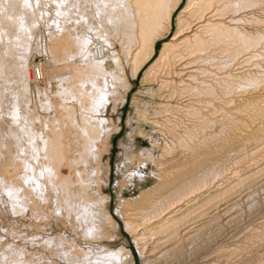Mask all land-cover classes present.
I'll use <instances>...</instances> for the list:
<instances>
[{
    "label": "bare ground",
    "instance_id": "obj_1",
    "mask_svg": "<svg viewBox=\"0 0 264 264\" xmlns=\"http://www.w3.org/2000/svg\"><path fill=\"white\" fill-rule=\"evenodd\" d=\"M183 2L184 0H71L70 6L73 11V17H69H75L76 20L77 18L85 19L87 21V29L84 27V25V28L81 27L79 30L78 25L75 24L73 27V31H76L75 36H70L71 34L69 35L70 37H72L70 39H73L72 42L64 43L63 41L67 37L64 36V34V40H61V42H63L62 45H60L61 42L57 40L58 35L54 33L57 36L56 37L54 34H52L53 40L52 44L50 45L52 60L49 61V63H51V65H54V63L58 62L60 58L58 53L60 52V54H64L66 52H64V48L66 47V45L70 46L69 44L75 43L74 50L75 58L77 57V59H75L76 61L74 60V62H77L75 66H77L78 70L80 69V71L73 70L74 75L75 71H77L78 73L77 80H75L76 78L74 79L76 82L71 92H68L70 91L69 89H71V86L70 88H67V92L69 94L72 93L70 94L72 96H68L66 99H62L61 102H59V117H55L56 115H54V117L51 118V121L53 123V131L51 134H47L43 138L47 146V149L44 153L45 158L42 161L45 168L49 167V163L53 162L54 160H65L70 168H72V166L75 167V170L79 174L80 178V172L77 168V163L80 164L81 162L86 166L89 163V159H92L94 161L93 163L96 166L90 169V173H87L88 177L92 176H89L90 174L100 173L99 170H101L100 166L102 155L104 154V152L108 151V146H110L109 139L111 136H113L114 133L119 131L120 125L111 127L106 124V120H104L106 121V123H103V118L100 120L101 117L99 118L96 115V113H98V110L96 111V106L94 107V105L101 103L103 105V108H107V106L111 102V97H109V94H117V87L112 88L111 83L107 84L106 81H102L104 83L103 85L100 82L102 88L98 87L100 84L98 86L96 85L97 87L94 88V82H99L98 80L101 79L97 78V76L99 77L101 75H104L106 76L105 79L111 77V80L113 81L111 82L113 83V85L116 86L117 84H119V86H122L123 91L125 92L123 96L124 102L126 99V94L131 87L128 75L125 70L124 62L130 64V76L132 78H135L141 70L143 71V69H145L143 77L144 83L149 86L150 84L157 85L155 91L159 92L162 106L161 110L154 112V116L150 114V116H152L151 119L154 120V123L158 122V124L162 120H167L166 122L169 121V125L165 124V128L168 131L169 128L173 131L176 128L180 127L181 129H178L181 132L175 135V137L177 138L176 142H178V146H188L189 141L194 137V135H196V131L198 129H204V132H206L207 128L216 125V123H220L224 127V124H226L227 120H238V118L235 116L238 111H243V113L244 111H246L248 112L247 118L245 117L247 124H244L243 126H245L249 130H251L250 128H254L252 130V135L248 133L249 136L251 135L253 137H256L258 141L261 140L259 141L261 142L260 145H258L257 147H264V62L259 66L260 68L256 70H254L255 68L253 67L250 68L249 64L253 61L254 58L257 57L264 60V19L263 17L261 18L258 16L260 14L255 15L253 12H249L257 6H263L264 0H187L185 6L180 8ZM14 4V0H0V40L6 33V31L4 30V28L6 27V23L4 22L7 16V7L13 8ZM44 10L43 12L48 15L49 12L47 13V11ZM15 16L16 15L13 16V19L10 16L8 20L11 19L13 21ZM58 16L59 15L55 14V16H53V19H57ZM174 16L176 20L175 33L166 42L163 43L158 56L153 57L155 56L154 51L156 43L165 38L170 32ZM250 18L251 21L258 24V27L259 25H261V27L263 28H256L255 31H251L250 28L247 27L248 20ZM53 19H51V23L52 21L56 23ZM37 20H39V17L35 16L28 23L30 25H28V27L26 26L27 28H24V32H22V34H15L16 41L24 47V55L29 54L33 49L32 41L34 40L36 35L34 33V29L36 27V24L39 22ZM80 22L81 21H79V23ZM62 27L64 28V26ZM63 28L61 30L65 31V29H68ZM70 29L72 30V27ZM68 32L66 31V33ZM96 38L99 39L98 42L103 45L104 49V54L101 59L95 57L93 52V45L95 44L94 41H96ZM114 38L117 40V42H119L122 48L125 61H123L124 58L121 59V55L118 53L115 47H113ZM59 47H61V49L64 47L63 52ZM58 49H60L61 51H59ZM65 49L68 50L69 47H66ZM57 50L59 52H57ZM67 52H70V50ZM62 56L63 55H61V58ZM108 59H110L114 63L116 69L109 70V68L106 66V62ZM256 65H258V63H256ZM41 66V75H43L44 79L45 63H43ZM75 66L74 69L76 68ZM71 76L73 75H70L69 77ZM90 76H96L95 81H93L94 77L92 80L90 79L91 82L93 81L92 86L90 84L91 82L89 81ZM71 79H69L68 82ZM37 80L40 81V79ZM88 81L90 82V85H87ZM72 82L74 81L72 80ZM61 84L63 85L64 83ZM88 86H91L92 89L90 88L89 90ZM63 88L64 87H62V89ZM65 90L66 89H64V91ZM146 91H148V88L146 89ZM138 92H140V90ZM149 92H151V88ZM42 94L45 98L44 100L41 99V104L43 107H45V105L47 106L51 104V101H53L51 99L58 96H55L54 94L55 97L52 95L53 98L50 97V99L47 90L46 92H42L41 95ZM136 98L137 97H135V99ZM68 101L69 103L74 101L79 103V105L81 106V120H79V116L77 117V112L72 105L73 103H71L70 105ZM28 102H25L24 111H21L19 109V106L15 107L12 110L11 117L15 122H17L18 120H21L22 122H26L29 120V114L32 112L29 108ZM114 102H116V99ZM134 103L135 102H133V104ZM144 105H148V103ZM156 105L157 104H155V106ZM243 105H245V108L248 107V109H244ZM53 107L56 110V105H54ZM146 111H143L142 113L145 114ZM93 112L96 113L94 114ZM232 114L234 115V117ZM244 114L246 116V113ZM172 118L177 122L172 124V121L170 120ZM181 118H187L188 122L190 120L192 124H184V121ZM66 119L68 120V123L65 121ZM131 119L127 120V124L130 127V130L126 134L128 138L132 140L136 132V127L132 125ZM159 119H161V121H159ZM141 120L143 119L141 118ZM236 121L235 123H233V126L234 128L240 129V124ZM66 123L68 125L71 124L74 128L73 129L70 125L71 129L73 130L68 132V134L65 133L64 128L66 126ZM220 132L222 131L220 130ZM162 133L164 132L162 131L161 134ZM234 134L233 136H235ZM233 136H231V139L233 138ZM12 137H15L14 132H12ZM251 139L253 138L251 137ZM211 143L209 145H211ZM256 143L255 145L258 144ZM73 144L75 146L74 148L71 147ZM175 147L176 146H172L171 144H166L163 148L162 155L166 156L170 153H173L172 150L175 151ZM261 148H259L258 150L253 149L254 152L252 153H250L252 151L251 150L249 153L246 152L240 154L239 158L236 161L234 159L235 163L233 162L234 164H232L234 165L232 171H227V173H232L231 177H229V179H231L229 183L231 184V189L233 191H239V189L242 191V193L240 191L239 194H237V192L235 196L233 195L235 193L230 192L229 195H233L231 196L233 197L232 201V198L228 196L219 198L217 196L218 194L215 195L210 194V192L207 193V191H209L214 186H216V189L214 190L215 192L217 191V193L218 191L221 192L223 189H225L224 182H220V180L223 178L222 174H224L225 172L223 169L222 170L224 172L221 171V168L219 169L220 172L212 175L210 171H207L204 174L199 173L198 175L195 174L194 176L188 177H186L187 173L185 176H183V174L180 175V173L177 178H173L171 175H169L171 176L169 177L166 173H164V175H162L163 183L161 182L162 184L159 186V188H155L156 190H161L159 194L156 196H152L151 192H153L154 188L150 187L148 189H145L139 195L135 196L137 202L136 204L135 202H131L132 199L127 202L128 199L126 200L123 196L120 195L124 185L126 184V182L124 184V181L122 182V180H120L121 182H118L117 184V186L119 187L118 196L120 203L116 211L120 214L123 207L125 211V227L132 233L133 240L137 245V248L139 249V253L144 256L143 264H222L223 261L220 263L221 260H218L219 258L217 257L222 258V256H224L222 255L224 251L226 252L230 250H228L227 248H217L216 250L212 251L211 246L207 243L208 240L212 237V233H215V231H209L210 229L208 227L213 222V220L216 219L213 217L216 213H219L217 209L223 210L224 208H229L230 206H232L233 208L239 204L240 199L243 196L247 195L248 193H251V195L248 194V197L253 195L252 192L254 191V189L252 184H254L255 179H251L253 183L250 184V177L248 175H244H246L248 171H250L251 173V170H256L259 167L260 163L264 161V155L260 156L258 160H254V157L256 158L255 155L248 158L249 155L255 154L256 151L260 152ZM13 150L14 151L12 157L10 156L11 162L7 165V179L10 182L11 186L15 187L17 181L22 178V169L27 161L22 159L21 156L16 153L15 148ZM130 152L131 150L127 151V154L125 155V158L128 161L132 159V156H134L133 154H130ZM152 155L153 154L149 149L143 148L141 151V155L139 156H141L140 159L143 161L142 163H144V160L151 159V157H153ZM202 155H204V153ZM196 158L194 159L195 161L197 160ZM247 158L248 160L246 162H248L249 164L246 167L242 168V162ZM231 161L233 160L231 159ZM165 165L166 164L163 163L161 169L164 168ZM86 171L87 170L84 171V174L86 173ZM125 174L126 177H129L132 172L127 170ZM55 175L56 180L54 181L53 185L54 189L56 190L55 192L57 193L56 205L58 211H56L58 215L60 217L68 219L72 223V225H75L76 222L77 224L81 223V225H83V228H81L83 230L82 234L84 233L86 237H114L117 229L119 228V223L107 209V203L110 201V196L106 193H96L97 196L91 197L87 195L86 191L82 189L80 191H77L78 194H74L71 189L72 182L68 178V180L63 178L60 171H58V173ZM82 175L83 173L81 174V176ZM91 179L92 178H89L88 181ZM127 179L130 180V178ZM82 180L84 181V179H82L81 177V181ZM257 180L258 178L256 179V182ZM92 181L93 180H91V182ZM256 182L255 184H257ZM74 183H76L77 186L78 182ZM97 183H99V181ZM240 184L243 185L242 187H244V191L241 188H238ZM58 185H60V188H58ZM86 186L87 185H84L85 188ZM0 187L2 188L1 183ZM262 188H260L259 190H262ZM256 190L258 189H255V194L256 192H259ZM12 191H15L14 188ZM239 195H242V197L237 198V196ZM216 197L219 198V202L213 204ZM248 197L246 198V200L248 199ZM260 200L261 199H259L258 202L256 200L255 201L259 203ZM12 201L16 202L15 196L12 198ZM252 202L255 205L256 202H254V200ZM123 203H129V205H124ZM221 204L224 205L223 208H221ZM32 206L31 212L34 216L39 213L45 214V212L40 211L37 206ZM247 209L249 212V208ZM229 210L228 212L231 211ZM225 213L222 214L224 215ZM208 215L209 217L207 218ZM257 215H259V213ZM220 216L222 217V215L220 214L218 218ZM236 216H231L232 218H229V222L232 219H236ZM205 218H207V220ZM226 219L227 218H225V220ZM236 222H238V220ZM240 227L241 226H239L238 228ZM214 236L215 235H213V237ZM40 241L41 242L38 243L41 244L43 248L51 251V256L47 255V252L45 251L44 253L42 252V254L39 253L40 256L38 257V250L34 252L35 254L33 253L31 255L28 254L24 256V251L30 253V250L28 251L23 247L24 249L22 251L17 247V249L24 253V255L23 257L19 256V251H17L18 256L22 258L20 260L18 258V262L16 264H62L61 261H64L67 264H136L132 251L128 247H124L122 245L121 247H117L116 249L107 248V246L105 245L100 246L99 248H97L98 252L96 251L97 253L95 252L96 254L93 255L92 251L94 252L95 249H92L94 247L90 249H84L80 246L78 247L77 243L68 239L65 234L63 235L62 233L52 237L47 236V238ZM11 250L13 251L14 249L11 248ZM9 257H11V255ZM11 258V260L13 261V256ZM7 261L4 263L7 264ZM248 262L245 263L244 261L241 262V264H251L250 262ZM225 264L231 263L227 260Z\"/></svg>",
    "mask_w": 264,
    "mask_h": 264
},
{
    "label": "rangeland",
    "instance_id": "obj_2",
    "mask_svg": "<svg viewBox=\"0 0 264 264\" xmlns=\"http://www.w3.org/2000/svg\"><path fill=\"white\" fill-rule=\"evenodd\" d=\"M14 1H15V4H14L13 8L7 7V16H6V19L4 22V23H6V25L4 24L6 26L4 28L6 33L4 34L2 39L0 40V54H1L0 55V183L2 184V188L0 187V264H3L7 260H8L7 264L8 263L16 264L18 262V258L20 260L23 257L24 253H25L24 256H26L28 254L31 255L36 250H38V253L36 252L38 254V257L40 256L39 253L42 254V252L44 253L45 251L47 252V255L51 256V251L43 248V246H41V244H39L38 242H41L40 240L47 238V236L52 237L55 235H59L61 233L63 235L65 234V236L68 239L77 243L78 247L80 246L84 249H90V248L94 247L92 249V250L95 249L94 252L92 251L93 255L98 252L97 248H99L100 246H104V245L107 246V248H113V249H116L117 247L119 248V247H121V245L124 247H128L134 255L135 263L136 264H143V259H144L143 257L144 256L141 255V253H139V249L137 248V245L135 244V242L133 240L132 233L130 231H128L125 227V218H124L125 211H124L123 207H122L123 211L121 210L120 214L117 213V211H116V209L119 207V203H120L119 196H118L119 195V191H118L119 187L117 186L118 182H121L120 180H122V182L124 181L123 182L124 184L126 182V184L124 185L120 195L123 196L126 200L128 199L127 202L132 199L131 202L132 203L135 202V204H136L137 202H136L135 196L139 195L145 189H148L150 187L154 188V190L152 189L153 192H151L152 196H156L159 194V192L161 190L157 189V190H159V191H157L155 188H159V186L163 183L162 175H164V173H166L167 176L171 175L173 178H177V176H179L180 173H181L180 175L183 174V176H185L187 173L186 177H188V176H194L195 174L198 175L199 173L204 174L207 171H210L211 175H212V174L220 172L219 169L221 168V171L224 170L225 172L223 171L224 172V174H222L223 178L220 180V182H224V185H225L224 188L225 189H223L221 192L218 191V193H217V191L215 192V190H214V189H216V186H214L209 191H207V193L210 192V194H215V195L218 194L217 196L219 198L224 197V196H228V197H231L233 195L235 196L237 192H238L237 194H239V192L241 191L240 189H239V191H235V190L233 191L231 189V184H229L231 179H229V177H231L232 173H229V172L227 173V171H232V169L234 167V165H232V164L235 163V161L239 158L240 154L246 153V152L249 153L251 150L252 151L250 153L254 152L253 149H255L261 143V142H259L261 140L258 141V139L256 137L251 136L252 130L254 128H250L251 130H249L245 126H243L244 124H247L246 118L248 116V112L244 111V113H246V116H245L243 111H241L242 113L240 111H238L235 116L238 118L239 121L238 120L236 121V119L233 121L231 119L227 120L226 124H224V127L222 124L216 123V125H213L212 127L207 128L206 132H204V129H202V130L198 129L196 131V135H194V137L190 140L191 143L189 141L188 146H184V147L178 146V142H176L177 138L175 137V135L177 133L181 132V131H179V129H181V128L178 127L179 129L176 128L173 131L170 130V128H169V131H168L165 128V124L169 125L170 124L169 121L166 122L167 120L161 121V119H159V121H161V122H159V124H158V122L154 123L153 122L154 120L151 119V117L154 116V112L161 110V106H162L161 105L162 101L160 100L161 97H159V92L155 91L157 88L156 87L157 85L150 84V86H149V85L144 83L143 77H144L145 69H143V71L141 70L135 78H132L130 76L131 66H130V64H127L126 62H124L125 70H126V73L128 75V79L130 81L131 87H130V90L128 91V93L126 94V99L124 102H123V96H124L125 92L123 91L122 86L121 85L119 86V84H117L116 86L113 85V83H112L113 81L111 80L112 79L111 77H108V75H107V77H108L107 78L108 80H107V79H105L106 76H104V75L103 76L101 75L99 77L97 76V78H101L100 80L97 79L99 82L95 81L96 76L95 77L93 76L94 79L92 76H90L91 78L89 77L90 82L92 79H93V81H95L94 82L95 86L93 84L94 88H96L99 84L100 85L98 87L102 88L101 83L104 85L103 82H105V81L107 84L111 83L112 88L117 87L116 88L117 94H112V93L109 94V97H111V100H110L111 102L107 106V108L104 107L105 108L104 109L103 105L101 103L94 105V107L95 106L98 107V105H99L98 108L95 107L96 111L98 110L97 111L98 113H96V112H93V113L94 114L96 113V115L99 118L101 117L100 120L103 118V120H102L103 123H106V121H107L106 124H108L111 127H116V126L120 125L119 131L114 133L113 136H111L109 139L110 146H108V151L104 152V154L102 155L101 166H100L101 170H99L100 173L90 174L89 176H91V175L92 176L88 177L87 173L88 172L90 173L91 172L90 169H92L93 167L96 166L93 163L94 161L92 159H89V163L86 166L81 162H80V164L77 163L78 164L77 168L80 172V178H79V174L75 170V167L72 166V168H70V166L67 164V162L65 160H63V161L54 160L53 162L49 163V167L45 168L43 166L42 161L45 158L44 153H45V150L47 149V146H46L43 138L47 134L52 133V131H53L52 124L53 123L51 121V118L54 117V115H56L55 117H59V113H60L59 102H61L62 99H66L68 96H72V95H70L72 93L69 94L68 92L72 91V88L76 82L75 80H77V75H78L77 71H80V69L78 70V67L75 66L77 64V62H74V60L77 59V57L75 58V50H74L75 49V43L69 44L70 46L66 45V47H69L68 50L65 49L66 47L65 48L63 47L64 52L66 51L65 52L66 54L65 53L60 54L59 51L62 50V52H63V48L61 49V47H59L61 50L58 49L59 51L57 50V52H59L58 54H59L60 58H61V55H63V56L65 55V56L64 57L62 56L61 59L59 58V61H58L59 63L56 62V63H54V65H51V63H49V61L52 60L51 59L52 53L50 51V45L52 44V40H53L52 34L56 33V35H58L57 40H59L60 42H61V40L62 41L64 40V36H67L63 42L64 43L65 42L70 43L73 40V39H70V38H72L70 36H72V35L75 36V34H76V31H73L74 25L75 24L78 25L79 30H80L81 27L86 28L87 21L83 18H81V19L77 18V20H76L75 17L74 18L69 17V16L73 17V11H72L71 6H70L71 0H14ZM186 1L187 0H184L183 4L180 6V8L185 6ZM40 9L42 12L44 9H45L44 11H47V13L49 12L48 13L49 16L45 12L42 13L40 11ZM249 12H253L255 15L260 14L258 16L261 18L263 17V19H264V4H263V6L255 7L253 10H250ZM52 14H53V16H55V14H57L59 16L57 17V19L56 18L53 19ZM14 15H16L15 16L16 19L14 18L13 21L11 19H9L10 20L9 21L8 18L11 16L13 19ZM35 16L39 17V20H37L39 22L37 23L38 25L36 24V27L34 29V33L36 35H35L34 40L32 41L33 42V49L29 54L24 55V47L16 41L15 34H18V33L22 34V32H24V28H27L28 25H30L28 23ZM175 16L173 19V24H172L170 32L167 34V36L165 38L161 39L160 41H158V43H156L155 51H154L155 56H153V57L158 56V54L162 48L163 43L166 42L175 33V31H176ZM51 19L55 20L56 23H54V21H52V23H51ZM79 21H81V22L79 23ZM58 24H59V26H58ZM62 26H64V28ZM61 27L63 29H65V28H68V29H65V31H64V30H61L62 29ZM69 27L70 28L72 27V30ZM247 27H249L251 31H255L256 28L257 29L263 28V27H261V25H259V27H258V24L251 21V18L248 20ZM252 27L255 29H253ZM58 30L59 31L61 30L60 33ZM66 31L67 32L69 31V32L66 33ZM61 32H62V34H61ZM59 35H60V37H59ZM61 35L62 36L64 35V36L62 37ZM55 36H54V38H55ZM95 40L96 41H94V42H97L99 39L96 38ZM63 42H61L60 45H62ZM113 42H114L113 47H115V49L121 55V59H123L124 53L122 51V48H121L119 42H117V40L115 38L113 39ZM69 50H70V52H67ZM2 53H4V54H2ZM50 53H51V55H50ZM67 53H68V55H67ZM40 59H42V61L44 60V63H45V73H44L45 76H44V79H42L41 81H38L34 77V73L32 71V67H33L32 64L34 62L40 60ZM123 61H125V58L123 59ZM73 62H74V66L76 67L75 69L73 66ZM263 62H264V60L262 58H258V57L254 58L253 61L251 63H249L250 68L253 67V68H255L254 70L259 69L260 68L259 66L262 65ZM256 63H258V65H256ZM106 66L109 68V70L116 69V66L114 65V63L110 59L107 60ZM73 70H77L74 72L75 75L73 74ZM70 75H73V76L69 77ZM68 78L69 79L72 78L70 80L71 82L69 81L70 83L68 82V80H69ZM72 80L74 82H72ZM89 81H88L87 85L91 84V86H92L93 81L91 83ZM61 83H64V84L66 83L67 85L65 84V86H64V84L62 85ZM60 85H62V86H60ZM70 86H71V89H69L70 91L67 92V90H68L67 88H70ZM91 86H88L89 90H90ZM144 86H145V88H144ZM151 86H153V87H151ZM62 87H64V88L62 89ZM147 88H148V91H146ZM150 88H151V92L153 91L152 94H151V92H149ZM64 89H66L65 90L66 92L64 91ZM138 89L140 90V92H138L139 91ZM46 90L49 94V98L52 97V95L54 96V94H55V96H57V95L58 96L57 97L54 96L55 98L52 97L53 99L50 98L51 100H53V101H51V104H49L47 106L45 105V107H43L41 104V101L44 100L45 98H44L43 94H42L43 96L41 95V93L46 92ZM135 97H137V98L135 99ZM115 99H116V102H114ZM218 101H219V99H218ZM25 102L29 103V108L32 112L29 114L31 117L29 115H27L30 118L28 117L29 120L26 122H22L21 120H18L17 122H15L11 117V112L15 107H18V106H19V109L21 111H24ZM44 102H46V101H44ZM133 102H135L137 104H135V103L133 104ZM68 103H69V101H68ZM71 103H73L72 105L77 112V117L79 116L78 118H79V120H81V118H80L81 106L79 105L78 102H75V101L70 102L69 104L71 105ZM147 103H148V105H144ZM53 104L56 105V107H57L56 110L54 109ZM155 104H157V105L155 106ZM100 105H102V106H100ZM217 105H218V102H217ZM243 106H244V109H248V107L245 108V105H243ZM136 108H138V109H136ZM158 108H160V109H158ZM57 109H58V111H57ZM95 109H93V110H95ZM139 109H140V111H139ZM143 111H146V113L143 114L142 113ZM146 114H148V115H146ZM150 114L152 116H150ZM141 115H142V117H141ZM147 116H148V118H147ZM140 117L145 121L141 120ZM233 117H234V115H233ZM105 118H107L108 120ZM128 119L129 120L131 119L132 125L134 127H136V132H135L134 138L132 140L130 138H128V136L126 134L130 130L129 129L130 127L127 124ZM137 119H138V121H137ZM181 119L184 121V124H186V125L192 124V122L190 120L188 122L187 118L186 119L181 118ZM104 120H106V121H104ZM170 120L172 121V124L177 122V121L173 120V118ZM65 121L68 123L67 119ZM235 121L240 124V127H241L240 129L234 128L233 123H235ZM67 123H66V126L64 127L66 134H68V132H70L74 129L71 124L68 125ZM160 123H161V125H160ZM70 125L72 126L73 129H71ZM222 128H224V129H222ZM227 128H228V130H227ZM159 130H161V131H159ZM220 130L222 132H220ZM241 130H243V131H241ZM162 131L164 133L161 134ZM200 131H201V133H200ZM231 131H232V134H231ZM12 132L15 133V137H12ZM208 132H209V135H208ZM238 132H240V133H238ZM199 133H200V135H199ZM248 133L251 135L249 136ZM229 134H230V136H229ZM233 134L236 137L233 136ZM216 135H219V136H216ZM227 136H228V138H227ZM231 136H233L232 139H231ZM251 137L253 139H251ZM239 138H240V140H239ZM241 139H243V140H241ZM200 141L201 142L203 141V142L201 143ZM253 141L255 143L256 142L257 143L259 142V143L258 144L256 143L257 145H255V143ZM240 142H242V143L245 142V143L242 144ZM210 143H211V145H209ZM166 144H171L172 146H176V147L174 148L175 151L172 150L173 153H170L169 155L163 156L162 155L163 148ZM202 145H204V146H202ZM215 146H217V147H215ZM71 147L74 148L75 147L74 144ZM188 147H189V149H188ZM205 147H206V149H205ZM14 148H15L16 153L18 155H20L22 159L26 160L27 163L24 165V167L22 169V178L19 181H17L15 187H12L10 182L7 179V177H8V174H7L8 166L7 165H8V163L11 162L10 158L12 157ZM143 148L149 149L153 154L152 155L153 157H151L152 160L151 159L144 160L145 165H144V163H142L143 161L140 159L141 156H139V155H141V151ZM259 148H261L260 152L256 151L255 154L249 155L248 158L255 155L256 158L254 157V160H258L260 156L264 155V149H263L264 147L259 146L255 150H258ZM10 149H12V150H10ZM129 150H131L130 154L134 155V156H132V159H130L132 162L130 160L128 161L125 158V155L127 154V151H129ZM231 150H232V152H231ZM198 151H199V154H198ZM203 153H204V155H202ZM236 153H238L239 155ZM159 154H160V157H159ZM195 158L197 159L196 161L194 160ZM248 158L242 162V164H243L241 166L242 168L246 167L249 164L248 162H246L248 160ZM231 159L233 161H231ZM234 159H235V161H234ZM149 161H150V163H149ZM163 163H165L166 165L164 168L161 169ZM145 166H147V167H145ZM259 167L257 168L258 170L257 169L254 171L251 170L252 174L250 173V171H248V173L246 175H244V176L248 175L250 177V182H251L250 184L253 183L252 180L255 179L254 181L256 182V179L258 178V180L256 182L257 184H255V182H254V184H252L253 189H254V191L252 192L253 195L248 197L249 195H251V193H248L249 195L247 194V195L242 197V195L244 194V192H243V194L241 196L240 195L237 196V198H239V197H242V198L240 199V202H239L240 206L238 204L237 206L233 207L236 209H233L232 206H230L229 208L228 207L224 208L223 209L224 211L217 209V211H219V213L215 214V216L213 218H216V219H214L213 222L208 227L210 229L209 231H213V232L215 231V233L217 232L216 234L212 233V237L210 238L211 240L209 239L208 243H207L211 246L212 251L216 250L217 248H220V249H226L227 248L228 250L231 251V252L230 251H226V252L224 251L225 254L228 252L229 253L226 255L223 253L222 255H224V256H222V258L217 257V258H219L218 260H221L220 263L223 261L222 264H225V262L227 260L231 264H241V262H244V261H245V263H247L249 261L251 264H264V200H263L264 199V161H262L260 163ZM80 170L83 172H81ZM85 170H87V171L84 174ZM127 170L132 172V174H130L129 177L128 176L126 177V174H125ZM58 171H60L61 176L63 178H65L66 180L69 179L72 182L71 183V189H72L74 194H78L77 191H80L82 189V190L86 191L87 195H89L91 197L97 196V194H99V193H106L110 196V201L107 203V209L111 213V215L119 223V228L117 229V232H116L114 237H107V236H105V237L102 236V237H98V238L91 237V236L86 237L84 233L82 234L83 230L81 228H83V225H81V223H78V224H80V225H78L76 222L75 225L74 224L72 225V223L68 219H66L64 217H60L58 215V213H57L58 210H57V205H56L57 204V202H56L57 201L56 200L57 199V195H56L57 193L55 192L56 190L54 189V185H53L54 181L56 180L55 174H57ZM256 171H258V172H256ZM72 172H73V174H72ZM173 172H175V173H173ZM82 173H83V175L81 176ZM159 174H160V176H159ZM171 176H169V177H171ZM258 176H261V177H258ZM81 177H82V179H84V181L82 180L83 182L81 181ZM89 178H92L91 180H93V181L92 182H91V180L88 181ZM127 178H130V180ZM75 179H77V180H75ZM171 179H169V180H171ZM97 180L99 181V183H97L98 182ZM87 181H88V183H87ZM74 182H78L77 183L78 187L76 186V183H74ZM81 184H83V185H81ZM88 184H90V185H88ZM80 185H81V187H80ZM84 185H87L86 188L84 187ZM226 185H227V187H226ZM258 185H260V186H258ZM242 186L243 185L240 184V186L238 188H241L243 190L244 187H242ZM13 188L15 190L14 192L12 191ZM58 188H60V185H58ZM260 188H262V190H259ZM255 189H258L256 191H259V192H256V194H255ZM230 192H233L235 194L229 195ZM241 193H242V191H241ZM262 194H263V196H262ZM14 196L16 198V202L12 201V198ZM218 197H216L213 204L216 202H219ZM247 197H248V199L246 200ZM252 197L253 198L255 197L256 199L255 198L253 199ZM231 198H232L231 199V201H232L233 197H231ZM259 199H261V200L259 203H257L259 201ZM253 200H254V202L257 201L255 203V205L252 202ZM250 201H251V204H250ZM123 204L129 205V203H123ZM32 205L37 206V208L40 211H44L45 214H47V215L39 213L36 216H34L31 212L32 211L31 208L33 207ZM220 206H222L221 208L224 207V205H222V204ZM246 207L249 208V212H248V209ZM254 207H255V209H254ZM230 208H232V209H230ZM228 210L230 212H228ZM237 210H238V212H237ZM240 210H242V211H240ZM255 211L256 212L258 211V212L256 213ZM213 213H211V214H213ZM222 213H225V214L223 215ZM258 213H259V215H257ZM211 214H209V215H211ZM220 214L222 215V217L220 216L218 218V216ZM209 215L207 216V218L209 217ZM230 215L232 217L237 215L236 219H234V220L232 219L229 222V218H232ZM240 216H242V217H240ZM257 216H258V218H257ZM207 218H205V219L207 220ZM225 218H227V219L225 220ZM238 218H240V219H238ZM237 220L240 223L236 222ZM225 222H226V225H225ZM235 224H236V227H237V225H238V227L239 226H241V227L240 228L237 227V229H236ZM76 226H77V228H76ZM213 235H215V236L213 237ZM213 240H214V242H213ZM218 245H219V247H218ZM223 245L224 246L227 245L229 247H227V246L224 247ZM11 246H14V247H11ZM17 247L22 251L24 248H26V250H28V251L30 250V253H28L26 251H24V253H22L20 250L17 249ZM213 247H214V249H213ZM11 248H13L14 250L15 249H17V250L12 251ZM17 251H19L18 252L20 254L19 256H22V257L18 256ZM12 254H17V255H12ZM10 255H11V257L13 256V261L11 260L12 258L9 257ZM61 262H62V264H67L64 261H61ZM4 264H6V263H4Z\"/></svg>",
    "mask_w": 264,
    "mask_h": 264
},
{
    "label": "built area",
    "instance_id": "obj_3",
    "mask_svg": "<svg viewBox=\"0 0 264 264\" xmlns=\"http://www.w3.org/2000/svg\"><path fill=\"white\" fill-rule=\"evenodd\" d=\"M95 44L93 45V52H94V56L95 57H97V58H99V59H101L102 57H103V54H104V52H103V45H101L98 41L97 42H94ZM44 62L42 61V59H40V60H38V61H36V62H34L33 64H32V71H33V73H34V77L36 78V79H40V81L43 79V75H41V69H42V64H43Z\"/></svg>",
    "mask_w": 264,
    "mask_h": 264
}]
</instances>
